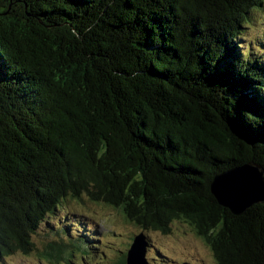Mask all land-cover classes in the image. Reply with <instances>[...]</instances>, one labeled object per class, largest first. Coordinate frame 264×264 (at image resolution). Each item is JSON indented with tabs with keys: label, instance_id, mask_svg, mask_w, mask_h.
Masks as SVG:
<instances>
[{
	"label": "trees",
	"instance_id": "1",
	"mask_svg": "<svg viewBox=\"0 0 264 264\" xmlns=\"http://www.w3.org/2000/svg\"><path fill=\"white\" fill-rule=\"evenodd\" d=\"M254 16L264 0H0V264H73L85 203L144 237L184 223L215 264H264V203L234 216L210 193L264 169Z\"/></svg>",
	"mask_w": 264,
	"mask_h": 264
},
{
	"label": "rangeland",
	"instance_id": "2",
	"mask_svg": "<svg viewBox=\"0 0 264 264\" xmlns=\"http://www.w3.org/2000/svg\"><path fill=\"white\" fill-rule=\"evenodd\" d=\"M255 21H258L256 27L246 30L247 40H243L242 47L247 44L254 46L264 38V20L255 17ZM261 57L264 58V55ZM71 210L80 217L81 225H90L94 235L88 248L83 253L75 254L73 264H119L134 237L140 234L139 229L124 222L118 213L103 206L85 203L73 205ZM79 230L82 232L83 228L79 227ZM144 235L148 244L144 255L147 264H215L207 246L184 223H173L168 234L147 232ZM33 242L38 248L44 245L40 237H34ZM4 261L5 264L38 263L32 257L27 259L19 256H11Z\"/></svg>",
	"mask_w": 264,
	"mask_h": 264
},
{
	"label": "water",
	"instance_id": "3",
	"mask_svg": "<svg viewBox=\"0 0 264 264\" xmlns=\"http://www.w3.org/2000/svg\"><path fill=\"white\" fill-rule=\"evenodd\" d=\"M210 193L217 204L234 216L243 215L250 207L264 203V169L254 161L215 176ZM147 241L142 233L135 236L127 252V264H147L144 255Z\"/></svg>",
	"mask_w": 264,
	"mask_h": 264
}]
</instances>
